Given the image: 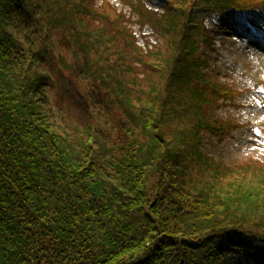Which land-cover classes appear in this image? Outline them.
I'll list each match as a JSON object with an SVG mask.
<instances>
[{"label":"trees","instance_id":"trees-1","mask_svg":"<svg viewBox=\"0 0 264 264\" xmlns=\"http://www.w3.org/2000/svg\"><path fill=\"white\" fill-rule=\"evenodd\" d=\"M135 1L164 46L94 0H0V264H264V164L205 151L237 126L199 41L264 2ZM56 64L85 114L59 107Z\"/></svg>","mask_w":264,"mask_h":264},{"label":"rangeland","instance_id":"rangeland-1","mask_svg":"<svg viewBox=\"0 0 264 264\" xmlns=\"http://www.w3.org/2000/svg\"><path fill=\"white\" fill-rule=\"evenodd\" d=\"M94 1V5L99 9L111 13L120 12L126 19L130 18L126 25L129 23L141 44L153 41V44L165 45L157 31L151 28L150 22L141 23L143 19L137 11L135 13L138 7L135 0ZM145 1V8H151L153 14L163 10L151 0ZM253 17L251 24L230 18L209 19L206 30L210 41L199 39L203 41L202 53L205 62L209 64V67L205 68L207 74L213 80L227 84L234 90V101H222L213 112L216 116L239 124V127L229 129L223 138L204 134L205 151L216 160H223L229 165L253 159L264 164V14H255ZM62 51L70 62V53L65 49ZM56 68L59 70L55 75L56 81L60 83L63 78L70 88L66 90L63 87L51 86L59 107L69 110L74 117L85 114V110L78 109L88 100L81 80L65 72L67 70L62 65L56 64ZM116 115H119V112ZM107 130L112 131L109 127ZM115 131L118 132V129ZM113 136L116 134L113 133Z\"/></svg>","mask_w":264,"mask_h":264}]
</instances>
